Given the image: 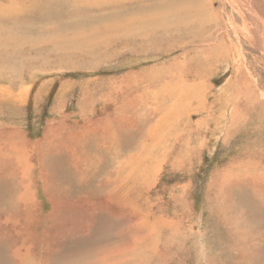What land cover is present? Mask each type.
<instances>
[{
    "label": "rangeland",
    "instance_id": "obj_1",
    "mask_svg": "<svg viewBox=\"0 0 264 264\" xmlns=\"http://www.w3.org/2000/svg\"><path fill=\"white\" fill-rule=\"evenodd\" d=\"M222 2L0 0V264H264V53L216 60Z\"/></svg>",
    "mask_w": 264,
    "mask_h": 264
},
{
    "label": "bare ground",
    "instance_id": "obj_2",
    "mask_svg": "<svg viewBox=\"0 0 264 264\" xmlns=\"http://www.w3.org/2000/svg\"><path fill=\"white\" fill-rule=\"evenodd\" d=\"M214 1H217V0H211V2H214ZM222 1L223 2L221 3V12H217L216 9L212 10V13L214 11V13L211 17V20L213 19V22H214L212 27L215 26L217 28V30L214 32L212 30L213 33L212 34L210 33L209 37L207 39H205V41H207L208 45H212V47L215 50V48L218 47V46H216L218 44V41H215L216 39H218L216 33L222 32L224 30L223 43L229 44V47L222 49V51H220L221 50L220 48L219 49L217 48L220 52H218V54H216V60H217V58L226 60V57L231 58V55L235 53L236 54V60H235L234 65H236V67H234V71H236L237 76L242 77L243 72L244 73L247 72L245 68H242V66H241L242 64L239 63L241 60H243V49L242 48L236 49L237 47L232 45V42L229 39L228 34H229V31H230V33L232 32L234 34L233 38L236 42V46L237 45L238 46L245 45L246 44L245 40H247V41H249V45L256 47L257 51L264 53V15L258 9V7H260L261 9H264V0H227L229 2L230 6H232V10H230L231 13L233 11H235L236 12L235 15L236 16L238 15L237 16L238 21L241 22L239 25H236L237 22H235V19L233 18L231 13L228 14L227 12H224V8L228 6V3L226 0H222ZM179 5L180 6H178L177 8L172 7L167 12L172 14V13L177 12L178 10L183 11L185 9V6H184L185 3L179 4ZM184 11H186V10H184ZM239 26L242 28H240ZM238 33H240L241 38H243L245 42L240 40V36ZM219 35L221 36L222 34L219 33ZM212 38H215V39L212 40ZM214 61H215V59H214ZM231 70H233V69H231ZM256 92H258V93H256ZM263 94L260 93L258 90H255V93H253V95L257 99L258 104H259V98L264 99ZM236 113H234V112L232 113V117H231L232 120L234 119V116H236ZM233 125L237 126V123H235Z\"/></svg>",
    "mask_w": 264,
    "mask_h": 264
}]
</instances>
